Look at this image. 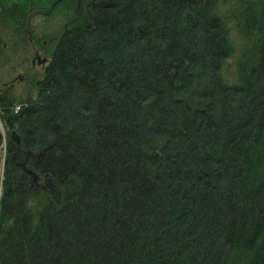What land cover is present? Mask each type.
<instances>
[{
	"label": "trees",
	"instance_id": "16d2710c",
	"mask_svg": "<svg viewBox=\"0 0 264 264\" xmlns=\"http://www.w3.org/2000/svg\"><path fill=\"white\" fill-rule=\"evenodd\" d=\"M223 1L87 0L37 97H0V264H264V0L232 83Z\"/></svg>",
	"mask_w": 264,
	"mask_h": 264
},
{
	"label": "rangeland",
	"instance_id": "374dc122",
	"mask_svg": "<svg viewBox=\"0 0 264 264\" xmlns=\"http://www.w3.org/2000/svg\"><path fill=\"white\" fill-rule=\"evenodd\" d=\"M79 2L77 7V0H0V97H12L8 103L14 110L24 101L37 97L38 81L50 59L46 64L33 67L30 60L35 52L40 58H50L58 35L77 18L87 0ZM254 2L257 3V0ZM256 6L258 7L257 4ZM21 7H24L23 11L20 10ZM235 24V21H229L233 53L224 59L222 68V77L231 83L238 80L239 59L251 39L250 35L244 37L239 33ZM11 131L19 136L16 125L10 127L4 123L3 111L0 109L1 177L4 171L6 140Z\"/></svg>",
	"mask_w": 264,
	"mask_h": 264
},
{
	"label": "bare ground",
	"instance_id": "6f19581e",
	"mask_svg": "<svg viewBox=\"0 0 264 264\" xmlns=\"http://www.w3.org/2000/svg\"><path fill=\"white\" fill-rule=\"evenodd\" d=\"M235 1L236 0H225V1H223V2H225V3H222L221 4V6H220V12L221 13H223L224 15H226V17H225V19H226V23H227V25L229 26V21L231 20V22L233 21L234 22V20H235V16H234V6L236 5V3H235ZM240 4V3H239ZM237 5H238V3H237ZM229 6H230V8H229ZM222 8H225V9H222ZM228 13H227V12ZM249 42V41H248ZM248 46H249V43H248ZM247 48V47H246ZM246 51H244V53H245ZM231 55H229L228 56V58L230 57ZM227 58V57H226ZM222 68H223V64H222V66H221V68H220V73H221V75H222Z\"/></svg>",
	"mask_w": 264,
	"mask_h": 264
},
{
	"label": "flooded vegetation",
	"instance_id": "af4514ba",
	"mask_svg": "<svg viewBox=\"0 0 264 264\" xmlns=\"http://www.w3.org/2000/svg\"><path fill=\"white\" fill-rule=\"evenodd\" d=\"M61 1V0H60ZM80 0H77V7H79V2ZM59 2V1H58ZM53 7V6H52ZM47 51H49V50H47ZM46 58V59H45ZM45 58H40V57H38V53L37 52H35V54H34V57H32V59L30 60V65L33 67L34 65H41V64H46V62H48V60L50 59V58H48V57H45Z\"/></svg>",
	"mask_w": 264,
	"mask_h": 264
},
{
	"label": "water",
	"instance_id": "95a60500",
	"mask_svg": "<svg viewBox=\"0 0 264 264\" xmlns=\"http://www.w3.org/2000/svg\"><path fill=\"white\" fill-rule=\"evenodd\" d=\"M8 139L12 142L19 143L20 138L19 136L15 133V131H11ZM33 183L37 184L39 181H41V177L37 175L36 173L33 172Z\"/></svg>",
	"mask_w": 264,
	"mask_h": 264
}]
</instances>
